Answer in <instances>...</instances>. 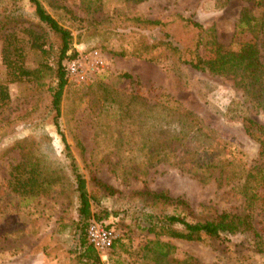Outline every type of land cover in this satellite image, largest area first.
Segmentation results:
<instances>
[{"label": "rangeland", "instance_id": "374dc122", "mask_svg": "<svg viewBox=\"0 0 264 264\" xmlns=\"http://www.w3.org/2000/svg\"><path fill=\"white\" fill-rule=\"evenodd\" d=\"M40 2L72 34L70 57L62 60L67 83L59 129L87 190L98 201L92 209L107 213L102 221L114 229L116 239L105 256L97 252L98 261L80 260L75 177L50 106L58 39L37 19L29 0H0V83L8 93L0 107V264H264V184H252L243 192L241 179L243 171L263 169L264 174L260 143L246 133L241 120L247 116L264 126V106L258 103L262 98L258 93L246 95L232 77L184 64L161 44L166 40L164 31L170 33L173 45L189 44L193 33L183 26L189 19L205 29L200 54L210 56L214 41L235 49L251 38L246 32L237 33L241 14L248 11L264 17V4L246 0ZM137 16L161 21L163 30L139 25L131 19ZM5 40L10 51L20 47V53L10 57L25 67L45 64L39 82L12 79L3 60ZM32 42L41 44L46 53L32 48ZM153 43L159 44L152 47ZM257 43L264 63V33ZM72 63L74 72L68 70ZM185 113L215 132L214 155L228 159L231 170L238 171L236 176L228 180L216 172L201 180L199 173L175 165L179 149L172 158L164 156L167 139L178 133L181 121H189ZM252 130L260 134L258 127ZM17 165L20 177L27 176L22 172L25 165L34 169L41 186L33 194L15 190L11 177L16 172H11ZM159 192L182 199L187 207L156 199L153 193ZM223 211L243 217L244 229L203 241L156 236L146 229L164 215L196 221ZM153 239L170 243L172 253L161 258L150 252L146 245Z\"/></svg>", "mask_w": 264, "mask_h": 264}, {"label": "trees", "instance_id": "16d2710c", "mask_svg": "<svg viewBox=\"0 0 264 264\" xmlns=\"http://www.w3.org/2000/svg\"><path fill=\"white\" fill-rule=\"evenodd\" d=\"M33 6L37 19L58 39V62L57 67L54 69V75L56 83L50 89V106L54 112L53 122L61 135L64 142V152L69 158L70 167L75 177V191L78 198L76 230L78 236L77 252L81 259H94L99 260L97 251L88 242L86 236V229L91 221H98L103 223V219L107 216V213L103 215L98 214L92 209V205H96L98 201L95 196L91 195L86 188V182L84 177L78 173L73 157L71 155L68 144L65 142L62 131L59 129L58 118L60 116V102L63 95L64 88L67 83L66 69L62 64V60L69 58L67 54L70 49L72 40L71 32L63 27L54 17H52L44 8L40 0H29ZM140 1V0H136ZM251 1L254 4H264V0H246ZM66 11L68 9H65ZM71 13V11H67ZM75 18V17H74ZM132 20L139 25H148L152 28H160L164 25L159 20L142 19L141 17H132ZM183 26L188 32L193 33V39L189 44H183V47L173 45L172 41L168 38L171 37L170 33L164 31L163 37L166 38L161 44H164L170 51H172L177 58L184 64L198 70L207 71L211 74L220 76L232 77L235 79V83L242 86L243 91L247 94L258 93L262 100H259V104L264 106V63L260 58V51L257 43L259 36L264 33V17L256 16L251 12L244 11L236 24L237 33L246 32L251 35L250 40L241 42L235 49H225L221 45L213 42L214 52L210 56H204L200 54V47L203 45V32L205 29L203 26L189 19H185ZM6 44L3 46V60L8 70V73L12 76L13 80L28 79L31 81L39 82L45 72V64L40 63L35 68H27L18 60L11 58L12 53H20V47L14 46L10 51V43L5 40ZM159 43H153L154 47ZM32 48L41 50L43 54L46 50L43 49L41 44L32 42ZM72 54L71 56H73ZM128 76V75H125ZM139 99L138 97H133ZM8 100V93L5 84L0 83V107L3 106ZM167 108V106H166ZM170 110V109H168ZM189 121L184 120L180 122V129L177 134H172L167 139L165 157H174L175 149H179L180 153L176 154L177 160L175 165L180 169L190 172L195 175H200L201 180H206L212 176L213 173H218V176H224L225 179H232L236 176L237 170H231L228 159L222 158L219 154L214 155V135L215 132L212 129H208L196 122L192 113H185L184 115ZM244 123V129L247 134L256 138L260 143L261 154H264V126H258L251 118L247 116L241 117ZM256 126L260 130L259 135H255L252 128ZM155 127V126H154ZM152 127V130L153 128ZM151 130V131H152ZM149 139V136H148ZM218 145V143H216ZM152 154L156 152L151 151ZM170 160V159H169ZM228 160V161H227ZM170 163V162H169ZM19 165L12 169L15 170L16 175L12 174L11 179L15 184V190L21 193L33 194L36 186H41V183L35 179L34 169L29 168L28 165L24 166L22 170L26 173V177H20L18 172ZM263 169L254 171H247V174L243 171L241 179H243L242 189H246L252 184L258 185L264 184ZM99 185L108 191H113L111 187L100 183ZM153 196L163 201L164 203L183 204L187 207V203L180 198H173L165 193H153ZM186 210L188 208H185ZM243 217L229 212L217 213L210 219H200L196 221H188L184 217L179 215H164L156 218L155 221H151L150 225L146 227L147 231L153 234H164L168 237L179 238L188 241H203L206 238H218L221 235H234L244 229L246 224ZM104 224V223H103ZM179 224L180 227H175ZM106 225V224H105ZM110 227L109 225H106ZM146 248L153 253H156L161 258H166L172 253L173 246L170 243L160 242L158 239L149 240Z\"/></svg>", "mask_w": 264, "mask_h": 264}, {"label": "built area", "instance_id": "2783aa9c", "mask_svg": "<svg viewBox=\"0 0 264 264\" xmlns=\"http://www.w3.org/2000/svg\"><path fill=\"white\" fill-rule=\"evenodd\" d=\"M75 69L74 63L68 67V70L71 72H74ZM86 236L88 242L93 246V248L104 256L116 239V233L114 229L107 227L105 224L98 221H91L88 224Z\"/></svg>", "mask_w": 264, "mask_h": 264}]
</instances>
